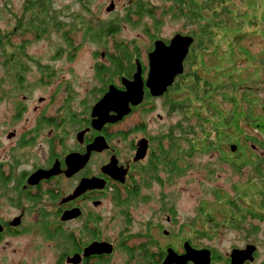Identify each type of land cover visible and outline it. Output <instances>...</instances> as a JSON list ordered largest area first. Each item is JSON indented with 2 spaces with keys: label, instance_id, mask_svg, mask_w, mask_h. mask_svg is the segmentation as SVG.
Here are the masks:
<instances>
[{
  "label": "flooded vegetation",
  "instance_id": "flooded-vegetation-1",
  "mask_svg": "<svg viewBox=\"0 0 264 264\" xmlns=\"http://www.w3.org/2000/svg\"><path fill=\"white\" fill-rule=\"evenodd\" d=\"M94 1L81 0L83 11L92 14L90 19L83 16V21L80 12L71 16L63 9L59 11L51 7L54 25L66 27L69 25L67 18L72 19V23L77 18L82 23L85 38L88 36L96 42L104 41V37L114 38L112 51L104 56L101 54L104 60H95L89 72L75 68L80 65L79 60L73 62L72 66L81 73L79 77L60 80L48 95V100L38 98L39 105L33 107L37 114L31 118L32 126L21 132L13 127L5 136L6 154L0 160V243L7 247L14 242L22 243L24 250L13 252L16 264H264L259 250L264 244V229L262 235H258L259 223L264 221V188L252 190L254 183L251 181L242 182L240 186L236 184L238 196L234 191V199H230L221 188L215 190L213 203L200 201L199 206L193 209L195 215L183 221L177 218L173 203L164 199L167 196L164 190H161V196L153 193L154 184L164 185L159 177L164 173L161 172L163 166L168 167L167 170L172 167L173 175L183 171L180 167L177 171L175 159L169 160L171 145L175 146L177 138L185 135V131L181 130L182 122L168 124L170 114L166 118L158 115L156 119L153 116L157 123L154 128L151 127L154 124L151 114L156 110V101H162L167 111H172V105H175L171 100L172 94L186 87L187 74L193 76L199 70L200 64H192L189 59L192 55L196 60L200 57L192 50L195 44L199 45L196 38L201 35L203 26L202 0H163L172 1L176 12L171 6L162 9L158 17H155L154 9L163 7L151 0L126 12L127 15L119 14L118 0H107V5L106 0L93 4ZM26 2L28 7L24 5L23 13L37 8L39 11H33L34 15L41 13L37 0ZM45 2L49 4L50 0ZM102 12L106 13V18ZM166 12H173V17L180 21V28L162 38L159 31ZM9 14L11 22L8 25L13 22L18 30L24 32L27 26L24 25L25 19L22 20L14 10H9ZM146 17L150 18V22L143 20ZM33 18L31 20L35 22ZM137 21L144 23L143 32L149 39V46L144 48L145 54L140 53L143 40L115 39L125 24L134 26ZM176 35L193 39L182 62V73L175 77L161 96L153 97L146 87L148 57L155 41H162L168 46ZM6 37L9 42L10 35ZM63 42L71 44L66 37ZM18 47L17 50L24 49L23 45ZM71 47H67L69 53H60L57 49L54 59L65 54L72 62L76 49ZM12 55H8V61L15 63L18 59L15 54ZM93 55L96 58L97 52ZM24 56L37 64L44 81H50L57 72L52 67L43 69L35 55L25 53ZM24 60L23 68L16 71L10 69L9 76L14 75V84L9 77V87L5 90L15 92L13 98L26 89L28 69ZM134 75L139 80L142 98L135 107H130V114L115 122L96 116L94 107L110 87L124 91L123 81L132 82ZM74 85L88 88L83 91L78 103H73ZM60 92H63V98L55 113H51L49 109ZM26 97L23 96L13 106L10 125L15 126L27 111ZM109 116H114V113L110 112ZM25 121L28 124L29 119ZM176 130H179L178 134H175ZM226 137L231 138L226 143L227 147L237 141L234 134H227ZM112 140H116L118 146ZM249 141V137L245 136L240 148L228 147L229 154L239 157L235 160L227 157L233 166H250L246 160L253 159L254 155L250 146L247 147ZM178 151L182 156L186 155V151ZM245 152H248V158ZM138 154L142 156L136 159ZM178 158L181 161V156ZM220 158L223 160L224 155ZM166 180L169 182L168 178ZM215 206L223 212L227 226L249 223L250 229L245 230V235L263 238L250 239L249 242L244 240L241 246L232 245L226 250L201 243L218 233L214 227L202 228L204 217L207 215L211 219L210 208ZM204 210L210 211L204 213ZM190 251L202 252V261H197ZM4 262L0 256V264Z\"/></svg>",
  "mask_w": 264,
  "mask_h": 264
},
{
  "label": "rangeland",
  "instance_id": "rangeland-1",
  "mask_svg": "<svg viewBox=\"0 0 264 264\" xmlns=\"http://www.w3.org/2000/svg\"><path fill=\"white\" fill-rule=\"evenodd\" d=\"M79 1L80 2L77 3L76 0H50V4L55 10L60 11V9H63L67 15L76 16L80 12L81 20L84 19V17L89 19L92 18V14L83 11L80 6L82 2L81 0ZM97 1L98 3H101L100 0H95L93 4ZM146 1L149 0H118L117 9L120 15H127L126 12L138 8V5H141L142 2L145 3ZM215 1L216 0H214V2ZM245 1L246 0H228V3H226L225 0H218V3L213 5L210 11L203 10L202 16L207 17L210 15L214 17L211 23V28L223 26L224 33H231L232 30H234L235 33L237 24L235 18L236 21L239 22L242 10L245 7ZM151 2L163 7L161 9H154L155 17L162 14V9H168L174 5L172 1L164 2L163 0H151ZM106 3L107 0L105 5H107ZM24 5H26V8L28 7V2H26V0H0V34L10 35L9 42L7 41V46H5L4 50L0 49V80L2 82L0 85V160L4 159L6 154L5 151L7 144L4 143L5 136L11 132L13 127L21 132V130L23 131V129L32 126L33 121L31 118L35 117L37 114L33 111V107L39 105L38 98L41 97L48 100V95L54 89L55 84L60 80L75 79L79 77V74L81 73L77 72L75 68L89 72L90 67H92L95 60H104L103 57H101V54L104 56L105 54L111 53L112 40L114 39H107L104 37V41L96 42L88 38V36L85 38L82 23L81 21H77V18L74 19L73 23L72 19L67 18L69 25L65 28H50L49 31L45 33L38 32L39 35L33 32H25V30L24 32L23 30H16L13 22L8 25V22H11L9 18V10H14L22 20L25 19L24 25L34 22L31 18L35 17V11H39L37 8L36 10L34 9L30 12L25 11L23 13ZM6 6L9 8L7 9L8 11H6ZM174 6L173 10L176 12ZM130 7L131 9L126 11ZM201 7L202 9L206 7L203 0ZM52 8L50 10H52ZM226 10H230L231 13L228 14ZM102 13L104 14V18H106V13ZM172 13L173 12L164 13L165 16L161 20L162 25L159 34L162 38H166L169 34L176 32L180 28L179 19L174 18ZM261 15L263 17H260ZM261 15L259 16L257 14L256 16L259 24V30L257 33L254 35L247 34V37L241 42L244 46V52H241L242 49L238 48L236 45L237 43L233 40L232 36H226L228 39H225V37H221V33L217 32L216 29L212 30L215 37L210 44L205 42L206 37H202L201 30V35L198 37L200 45L195 44L192 50L194 53L200 54V57H198L197 60L195 59L192 61V64L199 65L200 63L198 62L202 59L207 66H213V62H215L213 52L215 51L217 53L216 60H221V62L218 64L220 67L212 69H216L217 74H219L221 70L224 71L230 68L227 73L232 75V81L229 78H217L218 80L214 82L223 81V90L221 89V92L218 93V97L215 98L214 96L211 98L209 97V93H204V95L206 96V99H209L214 104L216 100V102L221 104L222 108L227 112L232 109V103L224 101L227 98L235 97V100L237 101L235 109L237 115H235L234 118L235 120H239L237 122L238 128L236 130L233 125L235 122H232V124H229L224 131L222 127L221 133L224 137H226L228 133L236 135L237 141L230 144L228 147L240 148L241 141L245 136L253 139V141H249L247 144L248 148L250 146V152L254 155L253 159L250 158L246 160L250 163V166H233L232 162L229 161L227 157H232V160H235V158H239L238 155L229 154L226 144L221 146L216 144L218 134L212 129L211 124L217 116L214 115V111L207 108L203 103H200L198 97L202 93L200 83L198 85L199 88H193L196 94H191L190 87L192 85H188V83L190 81L194 82V78L192 80L186 79V87L178 90L175 94H172L171 100H173V104H175L172 105L170 103L174 106L172 111L168 112L167 108H165L166 106L162 104V101H156V104H154V109L156 110L151 114L152 119L153 116L157 119L158 115L166 118L169 117L168 114H170V117L167 120L168 124L171 123L173 125L177 122H182L181 130L185 131L184 136L177 138V144H175V146L171 145V151L169 153V160L172 161L175 159L174 164L178 166L177 171L179 170V167L183 169V171L173 175L172 167L167 170L168 167L163 166V171L161 172L164 173L159 174V177L163 180L164 185L159 186L158 184H154L153 188V193L156 196H161V190L166 192L167 196H164V199L173 203L172 206L175 209L179 221L192 218V216L195 215L193 209L199 206L200 201L213 203V193L215 190H220V188L227 192L230 199L235 198V192L238 196V190L236 191L238 188L235 189V185L239 184L240 186L241 183L245 181H251L254 183L251 188L252 190L261 187L264 188V128L262 127L264 123V10ZM202 16L201 21L203 26L207 21H211L209 20L210 18L202 20ZM143 20L150 22V18L147 17ZM143 25L144 23L141 21H137L134 26L125 24L124 27L119 30L115 39L130 40L131 38H138L140 41L143 40L144 45L140 46V53L142 54L143 52L145 54L144 48L149 46V39H147L143 32ZM12 33H14V35H12ZM62 35H65L68 41L71 40V48L74 47L76 49V55L72 62L68 59V55L65 54L54 59L55 51L60 49L62 45ZM202 41H204V44ZM20 45L24 46L22 51L20 49L17 50ZM66 50L67 46L65 53H69V51ZM71 50L72 49H70V51ZM203 50H205V54H202ZM228 51L233 53L232 60L237 61L235 64V72H233L232 63L227 66L228 62L226 60L228 59ZM94 52H97L96 58H94ZM25 53L31 54V56L35 55L40 59L43 69H50V67H52L57 71L52 75L50 81H44L41 79V73L38 70L39 67L37 64L26 59L27 57L24 56ZM9 54H15L18 61H16V63H10L8 61ZM250 57H253V59L250 60ZM245 59L247 61L244 63L243 61ZM23 60L26 62V68L28 69L27 74L25 75L26 89L25 92H18L17 98H13L12 94H15V92L5 90L9 87V77L13 80L14 84V75L9 76L10 69L16 71L24 67L22 64ZM78 60L80 65H76L74 68L72 63H77ZM197 73L202 79H205L206 74L203 72L201 74L200 67ZM75 84H77V82H75ZM229 84H233V86ZM73 87L75 90L73 93L75 95L73 103H78L83 91L88 88L82 89L77 85H74ZM76 92L79 96H77ZM62 94L63 92L56 94V100L52 102V106L49 109L51 113H55L57 106L63 98L61 97ZM23 96H27L25 102V105L28 106L27 111L21 115V120L16 121L15 126H12L10 125V116L13 113V106H15L16 102L21 100ZM225 97L226 99H224ZM41 105H43V103ZM204 117L214 118H210L209 124H206L201 121ZM155 118L153 119L154 124L151 125V127L154 128L157 127ZM26 119H29L28 124L25 123ZM163 123H166V121L163 120ZM178 133L179 130H176L175 134ZM204 137H206L205 140H203ZM43 138L44 137H42V139ZM112 141L114 145L118 146L116 140ZM208 144L212 147L206 148ZM191 146H193V148H191ZM178 150L181 152H183L182 150L186 151V155L182 156V154H179ZM222 155H224L223 160L220 158ZM180 156L181 161H179L180 158H178ZM245 156L248 158V152H245ZM22 159L27 158L22 157ZM240 160L242 161L241 158ZM166 178L169 179V182ZM211 209L212 217L211 219L210 217L208 218L207 215L204 217L202 228L210 229V227H214L217 229L218 233L216 236H212L211 239L206 238L205 240H202L201 243L213 244L220 249L226 250L232 245L241 246L244 240L249 242L250 239L263 238H252L253 235H245V230L250 229L249 223H240L239 226L237 225L235 227L227 226L223 212L218 209V206L211 207L210 210ZM209 211L204 210L203 212L208 213ZM210 220H212V222H210ZM259 225L260 232L258 235L261 236L264 229V221L260 222ZM176 226L179 227L178 223ZM197 228L200 227L198 226ZM17 250H24L20 241L12 243L10 247L0 243V256L5 260L4 264L17 263V259H14L13 257V252ZM259 250L261 258H264V244Z\"/></svg>",
  "mask_w": 264,
  "mask_h": 264
},
{
  "label": "trees",
  "instance_id": "trees-1",
  "mask_svg": "<svg viewBox=\"0 0 264 264\" xmlns=\"http://www.w3.org/2000/svg\"><path fill=\"white\" fill-rule=\"evenodd\" d=\"M226 3H228V0H225ZM203 3L206 5V7L204 9H202V11L204 10H209L212 8L213 5L218 3V0H216L214 2V0H203ZM37 4L41 10V13L39 12L37 16H35L33 19L36 20L35 22L29 23L26 26L25 32L28 33H37L39 35V33H45L47 31H49L50 28H56V29H60L63 26L62 25H54L52 23V17H51V4L46 3L45 0H37ZM226 5V4H225ZM264 10V0H246L245 1V7L242 10V13L240 15L239 18V22L236 21L235 18V22L236 24V28H235V33L234 30L231 31V33H224L222 28L223 26H218L216 28H211V23L214 19L213 16L208 15L207 17L202 16V20H206L207 18H210L209 20H211L210 22L207 21V23L203 26L202 28V37H206L205 42H208L209 44L213 42V39L215 37V34L212 33L213 29H216L217 32L221 33V37H225V39H228V37L226 36H232L233 40L237 43L236 45L238 46V48L242 49L241 52H244V46L241 43L245 37H247V34L250 35H254L255 33H257V31L259 30L258 26V19H257V14L260 16L262 14V11ZM228 12V14L231 13L230 10H226ZM233 12V11H232ZM202 15V12H201ZM260 17H263L262 15ZM244 26V27H243ZM248 27V28H246ZM65 28V27H63ZM17 30L19 29V27L16 28ZM228 29V28H225ZM39 32V33H38ZM7 35L4 34H0V49L4 50L5 46L7 45ZM200 35H197V42H198V37ZM65 35H62V39L64 40ZM62 40V41H63ZM201 40V39H199ZM204 44V41H202ZM69 43V42H68ZM199 43V42H198ZM72 44H67V42H63L60 49H58L57 51L62 53L65 51L66 46H70ZM200 45V43H199ZM20 48V47H18ZM205 50L202 51V54H205ZM214 61L213 62V66H207L205 64V61H203L202 59L199 60L198 63H200L199 67L201 70V74L202 72L204 74H206L205 79H202L200 75H198V73H194L193 76L188 74L187 75V80L189 79H193L194 78V82L190 81L188 83V85H192L190 87V92L191 94L195 95V90H193V88H199L198 85L199 83L201 84V98L199 97V101L200 103H203L207 108L211 109L212 111H214V115L217 116L214 119V122L211 124L212 129L216 132L217 138H216V144H218L219 146L228 143L231 138L230 137H222V133H221V129L223 127V131L225 130V128L229 125L232 124V122H235L234 127L237 130V122L239 121L238 119L235 120L234 116L237 115V112L235 111L236 106H237V101L235 100V97H231V98H227L226 97L224 99H226L224 102H229L232 103V109L228 110L229 112H227L226 110H224L221 106V104H218L215 100V104L212 103L209 99H206V96L204 95V93H209V97H218V93L221 92V89L223 90V86H222V82L223 81H217L216 83H214L216 80H218L217 78H229L232 81V75L230 73H227V71L230 69H226V70H221L219 72V74H217L216 69H212V68H216V67H220L218 66V64L221 62V60H216L217 57V53L214 51ZM232 56L233 53H231V51H228V59L226 60L228 62L227 66L230 65L231 63L233 64L232 69L233 72H235V64H236V60H232ZM253 57H250V60H252ZM195 57L194 55L191 56V58L189 59V61H194ZM243 60V59H242ZM247 60L245 59L243 62L245 63ZM16 63V62H15ZM23 68V67H22ZM22 76L19 77V81H21ZM2 84L1 80H0V85ZM231 86H233V84H229ZM210 118H214V117H204L201 121L202 123H206L209 124V119ZM262 127L264 128V123L262 125ZM229 134V133H228ZM220 135V136H219ZM206 137L203 138V140H205ZM250 141H253L252 138H249ZM212 146L210 144H208L206 146V148H211ZM191 148H193V146H191ZM251 157L253 158V155L251 154ZM257 163V162H256ZM259 163V162H258Z\"/></svg>",
  "mask_w": 264,
  "mask_h": 264
},
{
  "label": "water",
  "instance_id": "water-1",
  "mask_svg": "<svg viewBox=\"0 0 264 264\" xmlns=\"http://www.w3.org/2000/svg\"><path fill=\"white\" fill-rule=\"evenodd\" d=\"M192 43V37L182 35L174 36L168 46L162 41H155L154 49L148 57L149 72L146 87L150 95L161 96L166 88L172 85L175 77L182 73V62L188 55ZM136 76L134 75L135 80L132 82L123 81L124 91H117L110 87L104 98L96 105L95 115L106 118L107 122H115L129 115L130 107H135L142 98V90ZM110 112H113L114 116H109ZM141 156L142 154H138L136 159ZM189 253L194 255L197 261H202V252L190 251Z\"/></svg>",
  "mask_w": 264,
  "mask_h": 264
}]
</instances>
